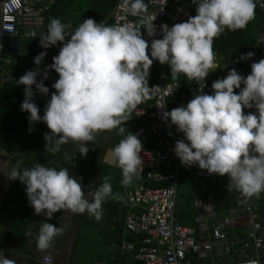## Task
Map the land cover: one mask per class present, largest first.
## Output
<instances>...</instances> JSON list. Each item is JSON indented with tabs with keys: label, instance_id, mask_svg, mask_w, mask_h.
Segmentation results:
<instances>
[{
	"label": "clouds",
	"instance_id": "obj_1",
	"mask_svg": "<svg viewBox=\"0 0 264 264\" xmlns=\"http://www.w3.org/2000/svg\"><path fill=\"white\" fill-rule=\"evenodd\" d=\"M194 2V16L171 27L160 26L162 38L151 41L150 55L149 44L141 33L143 27L149 37L155 34L150 21L108 25L86 18L69 32L59 18H50L46 30L39 36V43L47 49L62 42L58 55L52 58L50 66L41 70L39 65L46 53L40 52L34 57L37 68L27 70L16 81L24 86L20 109L29 113V123L42 121L49 129L44 133L47 152L55 155L62 145L72 141L77 143L81 157H85L89 151L87 142L94 144L99 133L118 129L117 134L124 138L111 150V161L122 171L121 185L127 187L133 179H139L143 144L138 134L127 129L125 122L139 104L152 98L148 77L153 60L168 64L173 78L183 74L189 81H204L210 71L218 68L214 39L226 29H245L255 18L257 7L256 0ZM146 8L144 0L131 2L133 14ZM66 37H70L67 42ZM253 55L244 53L238 60L250 59ZM49 68L55 70L58 79L52 84L55 91L41 116L32 86L42 95L49 94L43 82L48 78ZM250 68L246 77L229 69L225 77L212 83V94L200 91L186 105L163 113L184 135L173 149L180 162L188 167L198 165L209 174L227 175L232 185L247 198L264 192V59L253 62ZM38 75H42L39 82ZM234 89H240L239 93ZM164 105L157 103L161 108ZM253 106L258 115L243 112L244 108ZM64 158L72 163L73 156L65 153ZM6 176L26 185L34 213L46 218L36 236L40 250L49 249L55 238L64 232L63 227L47 222L54 213L61 210L74 214L87 212L99 220L107 198L122 199L119 193H113L110 176H105L99 186L85 193L67 167L57 170L37 163L23 170L13 167ZM24 235L32 233L26 231ZM0 264H16V261L5 257L0 249Z\"/></svg>",
	"mask_w": 264,
	"mask_h": 264
},
{
	"label": "built area",
	"instance_id": "obj_2",
	"mask_svg": "<svg viewBox=\"0 0 264 264\" xmlns=\"http://www.w3.org/2000/svg\"><path fill=\"white\" fill-rule=\"evenodd\" d=\"M56 0H0V47L1 50L8 52H19V39L36 36V26L43 21V16L47 10L55 3ZM132 0H118L111 11V25H124L139 23L141 20L150 21L155 28V34L151 37L147 35L146 30L144 39L149 44L153 39L162 38L163 33L160 30L162 24L171 27L175 23L184 22L189 16L196 14V3L194 0H147L146 10L133 14L131 11ZM257 7L264 11V0H256ZM155 19H150L154 18ZM17 26H25L24 32L20 31ZM70 37L65 38V42ZM257 46L251 50L244 51L237 57L228 56L225 63L216 57L215 63L218 68L208 73L205 80L189 81L185 77V85L189 94L193 97L202 91L205 94H212L213 89L209 87L208 81L211 75L215 80L227 75L229 69H235L243 66L247 71H251L250 65L264 59V35L257 38ZM40 41V39H39ZM62 42L50 48L41 47L40 43L33 45V51L37 56L40 52L46 55L41 62V67L50 66L53 63L52 58L58 55ZM252 52L254 55L250 59L238 60L241 54ZM160 67L161 75L148 82L151 87L150 95L153 101L149 109L136 108L135 115L144 122L139 124L135 129V134L141 139L143 150L140 155L143 158L142 171L139 176H144L149 182L155 185H147L138 180L122 187L128 211L125 215L124 222L126 231L140 236V245L136 249L134 241L122 240L121 247L135 251V258L141 264H187L188 253H195L201 256H210V264H264V225L258 220L259 214L253 210L254 197L247 198L229 181L228 176L218 174H209L207 170L200 169L198 165L190 166L195 185L194 205L201 208V215L198 220L201 231H197L192 225H185L177 219L176 195L178 177L180 171V159L174 154L175 142L184 139L183 133L178 131L175 125L170 123V118L163 116L164 112L171 109L167 105L169 98H172L177 90V79L184 76L179 75L177 78L166 79L165 71L168 64H161L156 60ZM170 68V67H169ZM247 76L246 74H241ZM1 82L18 81L19 77L11 75L4 71L1 75ZM42 78H38L39 82ZM58 79V74L54 69H48V78L43 82L52 93L55 89L52 84ZM18 84V83H17ZM243 87V84H242ZM24 86H22L23 91ZM34 93V102L42 98L35 85L32 86ZM172 90L167 96L166 93ZM238 91H235L237 94ZM24 99V97H23ZM23 101V100H22ZM157 103L164 104V107H158ZM245 114L251 112L257 114L256 108H244ZM32 129L29 131V129ZM28 129L29 134H36L38 128L32 126ZM49 132L47 128L45 133ZM44 140V139H43ZM153 144L145 146L146 143ZM185 142H187L185 140ZM46 144V141L44 140ZM163 182L168 184L163 185ZM221 186V195L232 196L241 202V211L247 215V221L250 229L247 233V241H241L238 245L239 257L230 260L229 254L222 257L221 251L228 253L233 249L231 240L227 234L221 230L223 222L218 220L214 227L209 229L207 221L215 218V212L209 199L215 192V189ZM133 208H139L140 211L134 212ZM201 234V235H199ZM202 236V237H201ZM138 243V244H139ZM213 247L216 248L214 253ZM214 254H213V253ZM42 263L51 264L52 257L44 255Z\"/></svg>",
	"mask_w": 264,
	"mask_h": 264
},
{
	"label": "crops",
	"instance_id": "obj_3",
	"mask_svg": "<svg viewBox=\"0 0 264 264\" xmlns=\"http://www.w3.org/2000/svg\"><path fill=\"white\" fill-rule=\"evenodd\" d=\"M74 1L75 0H73L70 3L72 11L64 16V22H63L67 26L66 31L69 32L74 31L79 26V24L83 22L84 19L88 18L83 13L81 15L78 14L80 10H83L84 7L83 3L76 4L75 3L76 1L75 2ZM146 5H147V0H146ZM110 16H111V12H110ZM18 27L22 32H24L26 29L25 26H18ZM42 27H43V21L40 25L36 26V37H39L41 33L44 32ZM144 34L145 32L143 31V37ZM259 35L263 36L264 31L260 32L256 36L253 45H251L248 48H245L246 49L245 51L251 50L257 46V40H258L257 38L259 37ZM17 55H18L17 59H14L13 53H10L6 50H1L0 47V75L4 71H7L12 75L13 71L11 70L10 65H13V62H16L15 66L17 67V69L19 65L23 67L22 63L24 62V54L21 53V47H20V54ZM156 70H158V73L154 77V79L158 78L161 75L160 67L157 64H156ZM236 70L238 71L239 74L243 73L248 75L250 73V71H247L245 67L240 65L238 66V68L236 67ZM164 76L166 77V79L169 80L172 78V76L170 75L169 67L166 69ZM149 77H148V82H151L152 80H150ZM40 78H42V75L40 76ZM214 81H215V76L211 75L210 80L208 81L209 87H211ZM0 83H1V77H0ZM176 83H177L176 92L183 91L184 96L188 97L187 95L190 94L188 92V88L185 85V76L179 77ZM234 90L238 91L239 89H234ZM49 96H51L50 92H49ZM42 98L36 101V104ZM151 99L145 100L143 102V105L137 106V108L148 109L146 105L152 102ZM150 105L148 106L149 108ZM132 119L133 122L128 120L125 122V126L129 131L135 133V129L137 128V126L143 123L144 121L138 118L135 115L134 111L132 112ZM117 133H118V129H114L111 132L105 131L99 133L96 136L94 144L91 142L86 143V147H88L89 151L85 157H77L80 154L78 152L79 151L78 145L76 142H72V141H69V143L62 145L60 151L57 152L55 155L52 154L53 156H59L61 158L64 157L65 153H67L69 156H73L72 161L75 162L77 161L78 164L76 168L71 170L70 174L80 181V183L82 184V189L83 191H85V193H87L91 188H95L99 186V183H102L103 178L107 176V174H109L110 172L119 174L118 175L119 190L118 192L117 191L116 192L120 194L122 199L116 201L106 200V202L103 203L102 205L104 213L107 212V210L105 209L106 204L108 206L109 203L112 204L116 202L123 203L125 199V194H122V190H121L122 171L111 161V150L119 143L121 139L124 138V136L118 135ZM126 134H127V130L125 132V135ZM38 162L39 160L36 161V163ZM22 163L23 161L19 159L11 158L8 155H6L4 151H0V249H3L5 257L14 259L16 261V264H31L32 260L36 261V258L41 260V258L45 254L52 256L53 258L52 264H66V262L54 260L53 255L56 252L54 248L56 247L60 248L57 254L61 253L62 255H64L67 253V260L69 261L70 250L73 244L72 240L74 239V234L72 235V231L74 232L76 230V225L79 222V217L82 220L83 215H85L87 212H85L84 214H74L66 210L59 211L58 212L59 217L56 218L57 220L55 226L63 227L64 228L63 234L55 238L53 245L49 249L47 250L38 249L36 244V224L40 223L43 220L44 216L37 215L34 213V209L29 205L28 198L24 199V201L27 200L28 202H24L22 201V199L20 201L19 199H17L15 203L14 201L9 203L3 202L4 199L10 193V190L12 188L11 186L14 183V180H10L6 175L11 171L13 167L18 168L22 166ZM190 171L192 172L190 167L185 165L181 166L180 164V171H179L178 185H177V191H179V196H181L180 199L189 196L186 195L182 190H180V187L186 181L190 182L189 183L190 191L196 194L193 172L191 173ZM187 175H191L192 180L191 179L188 180V178L186 177ZM15 189L17 190L18 193H24L23 188H19V189L15 188ZM112 189L115 190L116 187L112 186ZM221 189H222L221 186H218L215 189V192L211 193L212 195H214L211 197V200H214L212 204V208L215 212L214 215L215 218H218L223 222L221 228L224 229L229 234L228 236L231 240V243L234 244L233 249L230 252L225 253L221 251L220 253L222 254L223 258H225L224 255L227 256L229 254V259L233 260L239 257L237 245L241 241L244 240L247 241V233L250 229V226L247 221V215L241 211L242 206L240 200L232 196H229L227 198L225 196H222ZM24 195L25 197H27L26 193H24ZM253 197H254L253 209L257 214L260 215L258 220L264 225V192L260 193L258 197L257 196H253ZM228 198L230 199L227 200ZM89 199H91L90 196ZM216 200L221 201L219 207H217L219 210H216V207H214V202ZM258 205L262 206V208H259ZM15 208H19L18 212L15 211ZM189 211H191L190 213L193 214V217H195L193 221H197V223L199 224L200 222L198 218L201 215V211L199 209H195V210L187 209L183 204L179 203L177 200L175 214L177 219H179L185 225H190V224L185 222V220H182L180 218V214L189 215L190 214L188 213ZM15 220L16 222L13 223ZM107 227L108 226L104 224L99 227L100 228L99 230H102ZM26 231H31L32 235L25 236L24 234ZM69 242H71V247H69L68 245ZM128 251L131 250L128 249L125 250V252ZM131 252L134 253L133 257L135 260H137L135 258V251H131ZM214 253H216V251ZM189 254H193V253H189ZM186 260L188 264V259ZM40 262L42 263V261ZM94 264H98V263H94Z\"/></svg>",
	"mask_w": 264,
	"mask_h": 264
},
{
	"label": "trees",
	"instance_id": "obj_4",
	"mask_svg": "<svg viewBox=\"0 0 264 264\" xmlns=\"http://www.w3.org/2000/svg\"><path fill=\"white\" fill-rule=\"evenodd\" d=\"M73 0H56L55 3L47 10L44 14L43 19V31L46 30L47 25L50 22V18H59L61 22H64V16L71 12L70 3ZM118 0H90V4L84 5L83 13L88 18H93L96 22H103L105 24L111 25L112 20L110 16V12L112 8L115 6ZM146 4V0H144ZM19 29V27L17 26ZM20 30V29H19ZM21 31V30H20ZM264 31V11L261 10L259 7H256L255 10V18L249 22L245 29L236 30V31H229L225 30L219 37L214 39L213 42V50L215 55L218 59L225 63L228 56L237 57L245 48L250 47L253 45L256 36ZM143 36V30H141ZM24 39V40H23ZM40 37H30V38H20L19 39V47H21V53L24 54V62L23 67L19 65L18 69L15 66L16 62H13V65H10L11 70L13 71V76L21 77L27 70H35L37 65L34 63L35 53L33 51V45L39 43ZM23 41V42H22ZM21 45V46H20ZM7 51V50H6ZM12 53V52H10ZM17 54H20V51L14 52L13 57L17 59ZM150 55V52H149ZM39 68L43 70L41 65ZM18 71V72H16ZM15 72V73H14ZM150 73V80H153L154 77L157 75L158 70H156V62L153 60V63L149 70ZM41 75H38L36 79L40 78ZM22 84H17L15 81H6L4 83H0V151H4L6 155L11 158L19 159L23 161L22 166L18 167V169L23 170L24 168H30L34 166L36 161L39 160L38 163L44 164L46 167H55L57 170L61 167L69 168L70 172L72 169L76 168L78 162L71 160H66L64 157L53 156L50 155L47 150H45V143H44V133L47 129V126L44 122H32L29 123L28 117L29 113L27 111H21L20 105L24 97V93L22 91ZM188 97L184 96V92H176L172 98H169L167 101V105L170 109L186 105L187 102L193 98L190 95ZM48 100H50V96L44 95L43 98L37 103L40 111L39 114L43 116L45 105L47 104ZM153 101V98L151 99ZM152 103V102H151ZM147 104V108L149 109V105ZM143 103L139 104L138 106H142ZM32 126H36L38 128V132L36 134H29L28 129ZM153 144L151 141L146 143L145 146H152ZM15 153H20L19 156H16ZM77 157H81L79 154ZM57 166V167H56ZM138 181L147 184V185H155L154 183H150L144 176H140ZM168 184V182H163V185ZM10 193L4 199L3 202H16L17 199L19 201L22 199H27L24 193H26L25 188L26 185L21 183L18 179L14 180L13 185L11 186ZM23 188L24 193H18L15 189ZM122 194L123 188L121 187ZM234 190H237L236 188ZM179 194V191H177ZM179 196V195H178ZM214 196V195H213ZM181 197V196H180ZM229 197V196H227ZM211 200V197L209 198ZM228 198L227 200H229ZM214 200H211L213 204ZM231 201V200H230ZM24 202H28L25 200ZM176 202H177V195H176ZM220 200H216L214 202V207L216 210H219L217 207L220 205ZM30 205V203H29ZM187 209H190L186 204H183ZM4 206V205H3ZM30 207H32L30 205ZM259 208L262 206L258 205ZM105 209L107 212L105 213L106 217V225L107 228L100 230L103 234V240L105 245H111V249L107 250L106 247L99 250L91 260L90 264L98 263V264H141L137 260L134 259V253L131 251L125 252L126 249L121 248V243L123 239L134 241L136 244L135 248L137 249L140 245V236L133 235L126 231L124 218L128 211V206L126 205V200L124 199L123 203H109L108 206L106 204ZM201 211V208H198ZM19 208H15V211L18 212ZM134 212L140 211L139 208H133ZM254 210V209H253ZM257 210V209H256ZM255 211V210H254ZM189 211L188 213H190ZM59 217L58 212L53 214V217L48 220L47 222L52 223L55 225L56 218ZM180 218L185 220V222L189 223L190 225L196 227L197 231H201L199 224L197 221H193L195 217L193 214H180ZM36 224V236L39 232V228L41 223ZM218 218L209 219L207 221L208 226L206 228H213L215 223L218 221ZM16 220L13 222L15 223ZM193 223V224H191ZM100 229V228H99ZM227 234L229 238V234L221 228ZM107 234L109 235L107 237ZM230 239V238H229ZM139 243V244H138ZM76 243L72 244V248L70 250L69 261L68 264H76L73 263L72 256L76 254ZM55 254L58 253L59 247L54 248ZM214 252L217 251L215 247H213ZM46 255V254H45ZM44 256V255H43ZM50 256V255H49ZM52 257V256H51ZM188 264H210L212 262L210 256L208 255H197V254H189L187 255ZM53 259V258H52ZM38 258L36 261L32 260L31 264H42ZM45 264V263H43ZM52 264V263H51Z\"/></svg>",
	"mask_w": 264,
	"mask_h": 264
},
{
	"label": "rangeland",
	"instance_id": "obj_5",
	"mask_svg": "<svg viewBox=\"0 0 264 264\" xmlns=\"http://www.w3.org/2000/svg\"><path fill=\"white\" fill-rule=\"evenodd\" d=\"M75 1L74 2L76 4L83 3V5H87V6L90 4V2H89L90 0H75ZM74 10H76V9H74ZM82 13H83V10H80L78 12L79 15H81ZM149 75H150V73H149ZM129 121L133 122L132 117L129 119ZM181 166H183L182 163H181ZM187 174H189V173H187ZM118 175H119L118 173H113V172H110L109 174H107V176L111 177V180H110L111 185L116 187V189L113 190V193H117L119 190V176ZM186 177L188 178V180L191 179V175H187ZM189 183L190 182L186 181L180 187V190H182L186 195H189V196L183 197L180 199V196H178L179 194H177V196H178L177 200L179 203L186 204L189 208H191L192 210H195V209H198L194 205V198L196 195L192 191H190ZM107 200L116 201V200L112 199L111 197L107 198ZM105 223H106V217H105L104 212L102 214V218L99 220H96L95 218L91 217L88 213L83 215L82 220L79 217V222L76 225V230L74 232L72 231V235L74 234V239L72 240V242H73V244L76 243L75 244L76 254H73V256H72L73 263L89 264L91 262V260L93 259L94 255L99 250L103 249L104 247H106L107 250L111 249V245H109V246L105 245V242L102 238L103 234L99 230V227L104 225ZM108 236L109 235L107 234V237ZM68 245H69V247H71V242H69ZM53 256H54V260H59L61 262H66V264H68L67 263L68 262L67 253L64 255H62L61 253L60 254H54Z\"/></svg>",
	"mask_w": 264,
	"mask_h": 264
}]
</instances>
